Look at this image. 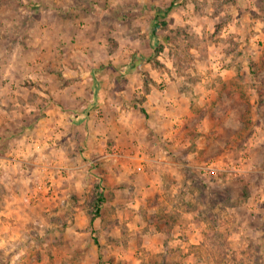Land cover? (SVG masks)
Returning a JSON list of instances; mask_svg holds the SVG:
<instances>
[{"label":"rangeland","instance_id":"rangeland-1","mask_svg":"<svg viewBox=\"0 0 264 264\" xmlns=\"http://www.w3.org/2000/svg\"><path fill=\"white\" fill-rule=\"evenodd\" d=\"M157 21L165 25L156 28ZM65 42L73 48L95 44V55L61 51L80 55L88 66L99 58L152 52L154 70H170L194 85L210 77L222 92L221 72L235 65L243 70L227 87L231 99L211 100L220 123L209 133L215 144L206 155L192 163L173 154L150 166L138 144L126 156L112 148L117 173L100 163V172L88 176V191L68 196L61 208L38 212L50 225L29 228L32 257L16 244L19 256L0 251V264H264V0H0V72L14 62L17 46L34 66L47 62L53 95L39 105L60 108L58 100L67 101L54 99L74 81L59 69L55 49ZM67 59L65 65L75 69ZM112 98L109 113L144 110V97ZM95 109L104 117L100 106ZM95 189L104 203L91 220ZM43 241L46 258L36 251Z\"/></svg>","mask_w":264,"mask_h":264},{"label":"crops","instance_id":"crops-1","mask_svg":"<svg viewBox=\"0 0 264 264\" xmlns=\"http://www.w3.org/2000/svg\"><path fill=\"white\" fill-rule=\"evenodd\" d=\"M54 31L64 30L55 27ZM25 41L30 50L34 46L29 44L32 41ZM80 44L82 47L73 48L65 42L64 46L59 44V50L55 49L59 51L63 76L74 80L71 86L60 87V93L54 96L55 100L57 97L67 100L66 103L58 100L60 108L46 107L45 101L39 105L42 99L53 95L52 75L46 71L48 64L44 60L34 66L35 60L24 47L15 48L18 53L14 62L4 63L0 72V251L13 254L12 258L19 256L16 244H23L32 257L29 228L36 223H40L41 229L50 225L37 215L39 211L50 212L57 205L61 208L68 196L88 191L85 185L88 176L100 172V163L117 173L116 155L109 153L112 148L126 156L138 144L142 149L141 160L150 166L173 154L177 161L188 159L192 163L200 154L206 155L215 144L209 133L218 129L220 123L213 114L211 100L219 96L231 99L227 87L243 70L235 65L221 72L220 82L226 88L222 92L217 88L218 82L210 77H202L194 85L170 70H154L152 52H135L122 60L99 58L90 66L83 63L80 55L61 52L81 49L83 54L86 51L95 55V44ZM67 58L74 61L75 69L65 65ZM157 58L165 63L162 57ZM119 80H125L121 88L117 87ZM35 83L44 89L37 88ZM115 95L128 101L133 96L144 97V110L129 107L116 110L117 113L107 112L106 106ZM201 102L200 108H196ZM97 106L104 117L97 116ZM118 173L124 175L122 171ZM47 242L36 245L37 255L43 258ZM21 249L19 252L25 253Z\"/></svg>","mask_w":264,"mask_h":264},{"label":"trees","instance_id":"trees-1","mask_svg":"<svg viewBox=\"0 0 264 264\" xmlns=\"http://www.w3.org/2000/svg\"><path fill=\"white\" fill-rule=\"evenodd\" d=\"M173 6L174 5L172 4L171 7ZM164 25L165 23L160 22L156 25V28L162 27ZM103 203H104L103 195L100 192H98L97 189H95V191L92 194L91 203H90L91 205L90 214L92 216L91 220H94V218L99 217Z\"/></svg>","mask_w":264,"mask_h":264},{"label":"built area","instance_id":"built-area-1","mask_svg":"<svg viewBox=\"0 0 264 264\" xmlns=\"http://www.w3.org/2000/svg\"><path fill=\"white\" fill-rule=\"evenodd\" d=\"M206 169H210V168H208L207 166L205 167ZM138 170H142V166L140 165L139 167H138ZM205 170V169H204ZM50 190V189H49Z\"/></svg>","mask_w":264,"mask_h":264}]
</instances>
